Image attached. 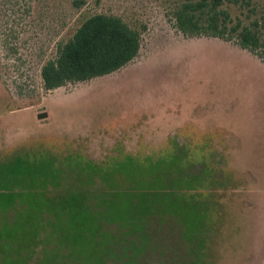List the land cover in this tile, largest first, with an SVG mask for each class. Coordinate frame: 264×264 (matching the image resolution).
I'll list each match as a JSON object with an SVG mask.
<instances>
[{
    "label": "rangeland",
    "instance_id": "1",
    "mask_svg": "<svg viewBox=\"0 0 264 264\" xmlns=\"http://www.w3.org/2000/svg\"><path fill=\"white\" fill-rule=\"evenodd\" d=\"M185 1L0 0V264H264V0H223L258 53L185 36ZM97 14L140 31L139 56L47 91L43 66ZM174 102L243 121L244 155L232 138L173 166L177 125L144 112Z\"/></svg>",
    "mask_w": 264,
    "mask_h": 264
},
{
    "label": "trees",
    "instance_id": "2",
    "mask_svg": "<svg viewBox=\"0 0 264 264\" xmlns=\"http://www.w3.org/2000/svg\"><path fill=\"white\" fill-rule=\"evenodd\" d=\"M223 5V0H186L175 13L176 26L187 37L237 40L242 49L258 53L263 45L259 34L240 25L231 27ZM141 47V32L122 18L94 15L43 66L44 88L54 91L119 72L139 56Z\"/></svg>",
    "mask_w": 264,
    "mask_h": 264
},
{
    "label": "crops",
    "instance_id": "3",
    "mask_svg": "<svg viewBox=\"0 0 264 264\" xmlns=\"http://www.w3.org/2000/svg\"><path fill=\"white\" fill-rule=\"evenodd\" d=\"M199 103L202 102H190V106H185L184 108L183 104L174 102L172 106L177 107L176 112H171L160 118L156 116L157 114L154 111L150 112L144 109V113H146L150 120L157 119L156 121L159 123V121H164L165 119L172 121V124L175 126L177 125V130L175 128L176 131L174 132L175 137L172 141L171 157L173 166L181 165L182 161L187 162L189 165L192 163L205 164L206 157L209 156V153L215 156L213 152L215 142L219 141L222 144L223 141H227V139L231 140L232 138H234L232 140L236 139V142H240L239 146L241 149L237 148V151H239L238 154L244 155L242 148L245 141V136L242 132V127L245 125L244 122L222 123V120L219 118L204 117L207 115V109H202V105ZM210 105L207 104L205 107L209 108L208 106ZM191 108L193 110H190ZM210 111H213V108H210ZM176 137L185 138V144H180ZM176 169L175 171H177ZM194 179L192 178L189 182L196 181ZM194 187L197 188L200 186L197 184Z\"/></svg>",
    "mask_w": 264,
    "mask_h": 264
}]
</instances>
